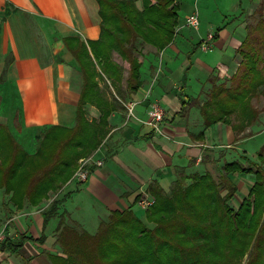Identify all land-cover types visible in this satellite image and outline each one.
I'll return each instance as SVG.
<instances>
[{
	"label": "trees",
	"instance_id": "trees-1",
	"mask_svg": "<svg viewBox=\"0 0 264 264\" xmlns=\"http://www.w3.org/2000/svg\"><path fill=\"white\" fill-rule=\"evenodd\" d=\"M97 1L98 39L87 43L78 36L62 39L82 74L74 123L46 127L30 154L9 127L0 123V189L17 208L24 201L40 204L70 181L77 161L90 156L107 136L110 114L126 113V104L141 86L142 46L149 44L161 51L174 39L179 8L174 0ZM252 15L258 17L245 23L244 39L236 49L240 60L228 85L212 86L199 110L203 129L216 122L228 124L235 140L253 135L240 133L258 117L252 100L264 98V17L261 9ZM114 53L122 64L113 60ZM87 104L98 110L97 118L87 117ZM256 155V162L245 155L243 162L224 160L217 176L179 167L168 191L156 181L148 184L154 200L143 217L131 208L109 210L94 233L60 210L70 192L57 196L42 210L44 227L50 219H58L54 236L59 251L48 253L51 263L264 264V144ZM200 161L218 160L204 155ZM235 174L253 176L237 206L231 204L237 192L232 181ZM44 239V234L36 239L26 234L4 237L0 251L16 252L25 240L43 243Z\"/></svg>",
	"mask_w": 264,
	"mask_h": 264
},
{
	"label": "crops",
	"instance_id": "crops-1",
	"mask_svg": "<svg viewBox=\"0 0 264 264\" xmlns=\"http://www.w3.org/2000/svg\"><path fill=\"white\" fill-rule=\"evenodd\" d=\"M100 21L97 0H0V112L18 119L19 133L23 137L30 135L32 145L46 127L74 123L82 74L62 39L78 36L85 43L96 40ZM180 26L185 27L184 22ZM228 33L225 27L214 32L212 51L218 48L219 52L212 55L209 54L214 51L199 47L203 37L192 41L182 35L177 37V32L161 51L149 44L142 46L141 86L130 99L135 102L133 116L127 118L120 110L110 114L109 132L93 152L96 158L103 159V164L93 165L85 181L78 184L70 180L40 204L32 206L24 201L19 208L0 189L1 237L15 239L26 234L36 239L45 235L43 243L25 240L16 252L0 251V264H52L48 253L59 250L54 236L58 219H50L44 227L42 210L66 192L70 193L60 210H66L81 225L87 211L96 216L98 224L109 210L134 211L137 206L144 213L139 201L153 198L148 184L156 181L168 191L179 167L187 172L199 173L200 169L213 176L219 174L225 150H235L253 136L235 140L230 125L222 122L205 129L202 126L198 101L207 83L212 78L230 77L238 66L236 49L245 34L233 38ZM229 47L232 55L224 56L223 51ZM115 60L122 64L120 58ZM123 74L126 77L127 71ZM9 97L14 103L11 113L2 109ZM156 100L165 110L159 131L145 123ZM90 108L91 116L87 112V117L97 118L98 110ZM200 131L202 138L197 136ZM204 155L217 163H202ZM236 177L237 174L232 176L233 182Z\"/></svg>",
	"mask_w": 264,
	"mask_h": 264
},
{
	"label": "rangeland",
	"instance_id": "rangeland-1",
	"mask_svg": "<svg viewBox=\"0 0 264 264\" xmlns=\"http://www.w3.org/2000/svg\"><path fill=\"white\" fill-rule=\"evenodd\" d=\"M176 1L179 5L178 8L179 27H177L176 29V32L178 34L177 37L182 35L188 39H191L192 41H195V39H198V37H203L204 39L208 33L217 32L222 27H225L226 30L229 32L228 36L230 35L233 38L236 37L240 38L243 33L245 34V30H244L245 23L247 22L252 23L258 17L257 15H252V12L255 9L257 10L261 9L264 17V0H251L253 2H249V0H241V3L240 0H176ZM193 12H196L198 15V19H199L198 29L194 30L186 26L181 27L180 25L184 22L186 17ZM213 51L214 53H210L209 55L217 54L219 52L218 48H215ZM202 54L203 53L200 51V55ZM223 54L224 56H230V54L232 55L231 47L225 49L223 51ZM117 56L115 57L113 56V60L116 61L118 64H121L117 60H115L116 58L119 59V57ZM236 57L237 60L239 61L240 56L237 54ZM123 77L125 78L124 74ZM229 78H230L229 76H223L218 79L212 78L210 82L207 83L206 85L207 86L206 92L203 94V98H201V100L198 101L199 107L208 98L212 86L214 85L217 86L218 84H224L226 86L229 83L228 81ZM101 85L104 86L103 83ZM122 86L124 87L123 81H122ZM12 99H13L12 97L11 98L9 97L8 102L2 105V109H4L7 112L10 111L9 113H11V107L14 105V103L11 102ZM252 104L254 105V108H256L259 112L258 117L256 118V121L254 123L248 125L245 129H243L240 135L241 134L245 135L250 132L253 133V136L251 138L244 139V141L240 145L236 146L235 150H225V154L223 157L227 161L238 159L241 162H243L242 160L243 155H245L251 161L254 162L257 161V155H256L257 151L264 144V98L260 95L252 100ZM90 106L91 105L87 104L85 107L89 117L91 116V112H90L91 110H89L91 109ZM93 112L95 111L93 110ZM236 119L237 118H234L232 120L236 121ZM0 123L7 125L9 127L12 136L21 145L22 149L26 153L30 154V152L33 151L34 145L37 144V138H36V142H34L35 144L33 143L32 145L33 139H30V135L23 137L19 133V129H18L19 122L16 117L8 118L7 115H5L3 112L2 113L0 112ZM220 156H221L220 153H218V157ZM222 163L223 162H221V164ZM77 166H78V161L76 163L74 171L76 170ZM198 170L200 171L199 173L203 172V170L200 169ZM213 173L217 175L216 170ZM237 175L238 177H236L234 181V183L237 185V192L231 200V204L233 206H237L240 200L247 195L249 187L253 182V176L251 174H237ZM70 203L71 200L68 201L69 205H71ZM97 203L100 202L97 201ZM133 209L136 212L137 216L143 217L142 211L139 210L137 206H135ZM106 216H104L103 218H105ZM83 219L84 222H82V225L80 224L81 225L80 227H83V229H85L90 233H94L97 227L96 216L94 214L92 215L88 214L87 211L86 212L84 211ZM147 225H149V223H147Z\"/></svg>",
	"mask_w": 264,
	"mask_h": 264
},
{
	"label": "built area",
	"instance_id": "built-area-1",
	"mask_svg": "<svg viewBox=\"0 0 264 264\" xmlns=\"http://www.w3.org/2000/svg\"><path fill=\"white\" fill-rule=\"evenodd\" d=\"M184 26L189 27L191 29L197 30L199 26V19L196 12H193L189 14L186 19L184 20ZM215 40V34L214 33H208L207 36L201 40L199 47L202 50L205 51H211L213 49ZM135 106V102L131 101L126 104L127 112L126 116L127 118L133 116V108ZM165 117V110L162 107L161 103L159 101H154L151 104L149 113H148V119L145 121V123L152 128L155 131H159L160 124L163 122V119ZM103 164L102 158H96L94 153H92L88 157L80 158L78 160V166L76 170L73 172V175L70 180H75L78 182L85 181L89 174H90V168L94 166H101ZM153 198H143L139 201V204L146 208L153 202ZM4 237H1L0 240H2Z\"/></svg>",
	"mask_w": 264,
	"mask_h": 264
}]
</instances>
